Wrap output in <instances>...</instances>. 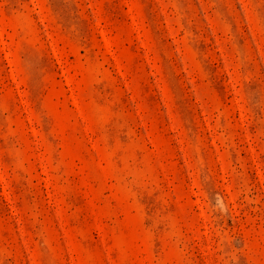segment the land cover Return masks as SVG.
<instances>
[{
    "label": "rangeland",
    "instance_id": "obj_1",
    "mask_svg": "<svg viewBox=\"0 0 264 264\" xmlns=\"http://www.w3.org/2000/svg\"><path fill=\"white\" fill-rule=\"evenodd\" d=\"M0 264H264V0H0Z\"/></svg>",
    "mask_w": 264,
    "mask_h": 264
}]
</instances>
